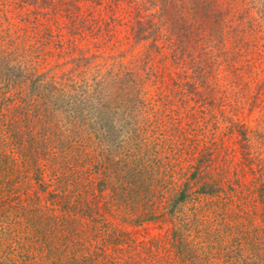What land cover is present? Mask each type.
<instances>
[{
  "label": "rangeland",
  "instance_id": "rangeland-1",
  "mask_svg": "<svg viewBox=\"0 0 264 264\" xmlns=\"http://www.w3.org/2000/svg\"><path fill=\"white\" fill-rule=\"evenodd\" d=\"M21 1L0 0V151L1 144L15 149L13 157L7 152L9 157L0 160V224L6 221L2 229H13L7 223L10 220L24 227L25 217L33 213L29 201L38 188L35 176L46 177L44 159L59 154L63 137L64 142L72 141L64 144L72 147L71 153L87 150L96 163L109 165L106 179L118 193L115 202H100L108 206L96 209L91 216L80 212L88 225L103 227L102 234H82L79 242L76 236L58 242L52 233L53 241L45 238L44 247L30 253L31 264H65L61 261L72 254L86 258L90 253L96 264L103 251L117 264H155L159 252L168 257L165 264H176L175 256L190 251L205 257V264H234L239 262L238 248L255 250L264 245V199L258 196V184H251L255 165L244 161L246 177L238 176L237 193L227 190L226 196L199 192L200 183L191 177L195 157L201 152L221 167L234 168L243 161L237 133L228 130V118L234 115L233 121L240 119L253 136L249 141H256L257 116L250 113L249 105L242 106L250 103V94L244 90L238 94L247 96L237 99L230 97L237 96V89L217 88L224 75L219 68L220 79L213 82V94L204 101L208 107L196 104L198 109L177 123L172 117L182 104L176 110L162 108L159 103L167 101L163 92L172 84L170 76L188 66L180 67L172 54L155 53L147 59L150 45L161 42L129 38L131 24L136 27L141 16L159 11L152 0ZM234 9L233 18L244 28V35L248 34L252 48L262 54L257 60L248 54L252 48L246 50L241 59L243 69L235 78L240 79L243 73L246 78L245 66L251 64L257 68L258 84H264V0H237ZM188 10L184 8L189 18ZM157 19L159 16L155 20L160 22L162 18ZM211 44L219 46L223 55L239 51L230 39L224 44L213 38L204 45ZM238 65L235 60L232 70L238 71ZM187 72L191 74L189 67ZM55 85L62 92L49 98L48 91ZM172 85L175 88L176 84ZM261 90L264 92V86ZM23 97L38 104L21 112L13 106L20 105ZM75 98L85 100L83 108L89 113L83 110L86 114L81 122L80 115L71 122L61 112L60 105ZM209 116L207 122L201 120ZM15 119H21L17 133L12 128ZM27 131L32 137H27ZM26 141L38 145L27 150ZM42 142L46 147L39 146ZM187 186L184 200L175 204L174 199ZM143 190L155 194V202L142 199ZM133 200L137 209L131 205ZM144 204L146 217L138 216ZM17 231L15 227L13 239L18 238ZM4 233L0 234L1 250L12 240L9 231ZM95 251L102 253L93 257ZM19 262L30 264L28 252Z\"/></svg>",
  "mask_w": 264,
  "mask_h": 264
},
{
  "label": "trees",
  "instance_id": "trees-1",
  "mask_svg": "<svg viewBox=\"0 0 264 264\" xmlns=\"http://www.w3.org/2000/svg\"><path fill=\"white\" fill-rule=\"evenodd\" d=\"M18 1L21 4L23 3L21 0ZM30 1L31 0H28V2ZM152 4L155 8H158L159 11L152 15L141 16V18L136 21V27L131 24L128 29L129 38L133 36L135 40L140 41L149 38L154 42L159 41L161 44L152 43L150 45L148 52L145 54L147 59H149L151 54L155 53L156 55L159 53L172 54L180 67L188 66L191 69V74L187 72L188 67H184L182 72L176 73V76H170L172 79L170 81L172 84H176V86L175 88L172 84L168 86V90L163 92V96L167 101H161L159 105L162 108L169 107L176 109L178 105L182 104L178 107V113L172 117L177 123H180L185 115L191 113L192 109L193 112L198 109L196 104L207 106L204 101L207 102L209 97L213 94V82L220 79V77H218V69L221 68L224 75L217 88L225 85L228 91H235L237 89L235 92L237 96H230L237 99H242L250 94V97H248L250 103H242V106L249 105L250 107L248 110H250V113L257 116L256 129L254 131L256 141L252 142L249 140H251L253 136L249 135L247 125L244 126L240 119L238 121H233L232 118H234V115L231 116L232 118H228L230 122L228 130L232 131V133H237L239 153L242 155L243 159V161L237 162L234 168L227 164L221 167L219 162L214 163L213 160L207 159V154L204 155L203 152L195 157L191 177L200 183L199 192L211 196H218L219 193H223V195L226 196L227 190L232 193L233 191L237 193V177H246L248 171L244 167V161L249 160L248 164L256 166V169L252 170L253 173H250L254 176L251 184H258L256 191L260 199H264V151L261 150L262 141L264 140V92L262 90L259 91V88L261 87L262 89L264 84H258V80L255 79L257 74L254 73L257 68L253 67L251 64L245 66L247 67V70H245L247 72L246 78L244 77V73L240 76V79L236 80L235 78V73H239L241 72L240 69H243V67H241L243 63L241 59L244 57L243 53L252 48L247 39L248 34L244 35V28L240 27V24L233 18L235 12L234 8L237 7V0H152ZM184 8L189 9V18L186 13H184ZM157 16H159V19H157L158 21L162 18L160 22L155 20ZM213 38H216L224 44L230 39L234 46L239 49L238 54L223 55L219 53V46L217 47L214 44L204 45L205 42ZM248 54L257 58V60L262 59L261 51L255 49V47H253ZM147 59H145V62H147ZM235 60L239 61L238 71L232 70L231 68ZM2 64L1 62L0 68ZM48 84H51V82ZM57 88L56 85L52 86L47 96L49 98L54 97L55 99V97L58 96V92H62L61 89L58 90ZM244 90H246L248 94L246 96H239L238 93L241 94ZM24 99L25 97L21 98V100L18 101L20 105L13 107H20L19 111L24 112L27 109L31 110L30 108H32V106L38 104L37 102L34 104L28 103L25 101L26 99ZM54 99H51V101ZM62 100L63 98H61V102ZM168 101H171L170 105ZM84 103L85 100L77 98L74 100L68 99L62 103L60 107L63 111L61 112L66 117V120L74 122L75 117L80 115L79 122H81L84 118L82 114L84 111L87 112L86 108H83ZM53 106L54 103H52V107ZM37 107H39V105ZM235 112L232 114H235ZM240 112L244 113V111ZM87 114L89 113L87 112ZM209 118L210 116L204 119L201 118V120L207 122ZM20 121L21 119L14 120L12 128L15 133L18 132L17 126ZM88 125H90V123H88ZM72 128L74 131L76 130L75 127ZM127 134H129V136H135L132 132ZM71 135L73 134L67 136L71 137ZM27 137H32L29 131H27ZM62 139L63 140H61V138L59 139L61 148L59 154H52L51 157L44 159L47 160V165L44 168L46 170L45 179L41 175L35 176L36 181H38V188L32 192V197L30 199L32 202L29 201V205H34L31 209L33 213L25 217L24 227H17V225H15L16 222L12 220L7 222L13 226L12 230L10 228L5 230L2 229L6 221H4V224H0V234L4 235L6 234L4 232L9 231V240L12 239L11 243L4 250H1L3 246H1L0 241V252L2 253L0 255V264H21L19 259L24 257L27 252L31 264L30 253L34 249H42L44 247L43 242L45 238H47L48 241H53L51 239L52 237H50L52 233L53 237H58V242H69L71 241L70 238L75 236L77 237L76 240L78 239L79 242L81 237L78 236L82 234H84V236L89 234H94L93 236L102 234L103 227L96 225L92 226L91 224L88 225L87 222L81 219L85 217L81 216L80 212L84 213L85 216L86 213L88 214L87 216H91L92 212H96V209L98 211L99 208L104 209L108 206L100 202L112 203L117 200L118 193L114 191V187L110 182H107L106 179L109 177L106 171L109 165L107 166L103 162L96 163L95 158L92 157L93 154L87 150L82 151L78 149L75 151L76 153H71L72 147L67 148L64 144L69 142L72 144V141L69 139L64 142L66 137ZM87 139L89 140L90 137ZM1 145L0 160L9 157L7 152L11 154L12 157L14 156L15 149L11 148V145ZM37 145V143L33 144L30 141H26L27 150H30L31 147H37ZM39 146L46 147V143L42 142ZM3 151H5V153ZM216 164L218 169L216 168ZM231 174L235 175V180L232 179ZM131 188H129L130 192ZM137 188L138 191H134L136 194L139 193V183ZM187 188L188 186L174 199L175 204L184 200L187 194ZM30 189H32V186L28 191ZM39 192L42 193V195H39ZM119 194L120 196H129V193ZM140 195L142 199L146 197L148 201L151 198L150 200L155 202V200H153L154 196L156 197L155 194L150 196V193L143 190L140 192ZM146 195H148V197ZM164 198L163 196L161 199ZM136 203V200H133L131 205L137 209ZM145 204L141 209V214H138V216L142 215L146 217L147 212L143 213L146 211ZM175 204L171 208V211L174 210ZM15 227L19 230L16 234L18 237L17 239H13L15 236L13 235ZM112 234V236L115 237L113 232ZM116 234L118 235L115 231V235ZM85 237H90V235ZM88 239L90 240L91 238ZM128 239L129 238H126L124 240ZM203 241H205V238ZM72 242H75V246L76 241L72 240ZM164 248L166 251H169L166 247ZM239 249L240 248L236 251V254H239V256L237 255L239 262L234 264H264V245L255 250L252 247L248 250ZM101 253L95 251L93 257H98ZM87 255L89 256L86 258H80L72 254L61 262L65 264H95L94 259H90L91 253ZM155 255H157L155 264H165L169 261L168 257L166 259L161 252ZM151 257L153 258V255ZM118 259L120 262L121 258ZM175 259L176 264H205L206 262L205 257L201 258L197 251L196 253L192 251L181 252L178 256H175ZM130 263L137 264L135 262ZM96 264L117 263L111 261L109 254L103 251L100 261ZM147 264L153 263L148 261Z\"/></svg>",
  "mask_w": 264,
  "mask_h": 264
}]
</instances>
